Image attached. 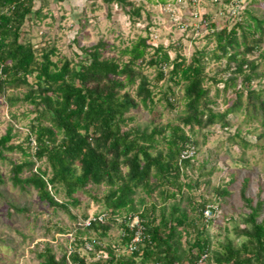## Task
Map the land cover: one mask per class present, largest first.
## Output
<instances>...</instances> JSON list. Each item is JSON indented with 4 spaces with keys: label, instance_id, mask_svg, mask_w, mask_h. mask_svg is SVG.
<instances>
[{
    "label": "trees",
    "instance_id": "trees-1",
    "mask_svg": "<svg viewBox=\"0 0 264 264\" xmlns=\"http://www.w3.org/2000/svg\"><path fill=\"white\" fill-rule=\"evenodd\" d=\"M238 1L223 0V3L233 6ZM47 2L41 0L40 8L35 9L36 0H0V98L6 97L10 107L19 101L29 103L36 113L26 136L31 151L23 144H12L15 134L13 126H9L0 137V161L9 159L6 152L19 150L24 159L12 161L10 170L14 187L33 188L48 208L64 211L73 220L78 217L71 207L80 206L76 195L82 192L101 203V211L95 216L105 215L106 218L83 227L84 232H78L73 242L76 249L69 255L65 253L57 258L51 248L45 246L38 254L40 264H90L77 250L86 243L95 251L90 253L92 257H101L92 264H202L204 255L217 264H264V200L259 198L254 202L246 195L247 179L239 192L243 208L247 210L241 217L244 227H235L237 236L244 241L235 245L226 237L219 250L211 249V240L204 228L212 220L204 213L213 205L206 201L193 202L185 187L191 191L199 184L192 186L182 182L185 170L194 161V154L187 159L183 154L194 151L198 145L195 132L214 125L227 129L230 125L227 118L241 107L244 93L249 96L248 104L254 116L259 114L264 122V100L259 97V91L249 90L253 81L264 74L258 73L255 61L247 58L259 48L260 40L248 42L241 21L231 29L226 26L219 30L212 14L207 13L203 17L209 31L207 37L215 40L219 54L214 52L210 56L206 50H199L187 58L175 48L177 54L173 58L163 45L154 47L148 36H140L124 51L129 55L126 62L104 58L105 44L99 43L82 48L85 57L76 67H71L66 60L59 68L51 58L54 48H44L39 54L30 42L21 40L27 19L31 15L42 17L45 5H49ZM104 2L130 6L131 17L141 15L142 8H132L129 0ZM246 14L256 22V30H263L264 20L252 16L249 10ZM238 29L242 31L244 52L239 51L242 44L237 37ZM151 49L154 50L152 55ZM212 58L216 61L226 58L222 73H228L229 77L209 79L217 84L223 82L225 89L240 86L235 92L234 104L223 113L213 110L210 88L206 86V69ZM144 65L156 68L157 82H164L162 102L172 110L178 100L184 102V110L176 115V123L151 129L128 128L132 121L128 114L139 103L150 110L156 103L151 82L142 71ZM239 77L240 85L237 84ZM135 85L134 97L128 88ZM23 87L27 92L22 97L7 95L9 90L18 91ZM242 142L245 147L249 146ZM163 146L165 148H161ZM38 162L44 166L37 167ZM3 184L0 173V187ZM102 185L107 190L100 201L90 194L88 187ZM215 190L219 203L221 199L232 197L229 188ZM2 193L0 188V196ZM154 193L163 202L161 206L158 202L147 203L145 196L152 197ZM58 194L63 200L56 198ZM138 194L145 196L136 201ZM7 212L9 215L25 213L27 208L8 202ZM83 216L84 220L88 218V215ZM135 217L139 219L138 227H132ZM115 225L120 231V243L103 244L102 240ZM138 230L142 240L136 250L130 252L129 245ZM91 232H96L98 240H83L82 236ZM122 250L125 253L121 254Z\"/></svg>",
    "mask_w": 264,
    "mask_h": 264
},
{
    "label": "rangeland",
    "instance_id": "rangeland-1",
    "mask_svg": "<svg viewBox=\"0 0 264 264\" xmlns=\"http://www.w3.org/2000/svg\"><path fill=\"white\" fill-rule=\"evenodd\" d=\"M129 2L132 8H142L140 16L131 17L128 13L131 7H122L118 2L107 4L104 0L64 2L48 0L49 5H45L42 17L31 15L27 19L22 28L21 40L30 42L39 54L44 48H54L55 54L51 58L58 63L59 68L66 60L71 63V67H76L85 57L82 48H89L99 43L105 44L102 52L104 58L126 62L129 55L124 54V51L140 36H148L154 47L163 45L173 58L177 54L175 48H179L180 54L187 58L199 50H206L208 55L212 56L214 52L219 54V51L216 50L215 40L208 39L209 31L203 23V17L209 13L212 14L213 22L217 23L219 30L226 26L231 29L237 21H241L248 42L260 40L259 48L248 54L247 58L255 61L258 73L264 74V23L263 30H256V22L246 14V10H249L252 16L263 21L264 0H239L233 6L223 3V0H129ZM40 6L41 0H36L35 9H39ZM237 34L242 44L239 51L244 52L242 31L238 29ZM150 52L152 55L154 50L151 49ZM226 64V58L221 61L212 58L206 69L208 73L206 86L210 88V99L214 102L211 106L215 112L221 113L234 104L235 92L240 88V86L235 88L229 86L225 89L223 82L217 84L209 79L210 77L216 80L227 79L229 74L222 73ZM142 71L151 82L156 103L152 111L139 103L138 107L128 114V117H132L128 128L151 129L154 126H165L170 122L176 123V115L184 110V102L178 100L175 109H170L164 101H161L163 95L161 92L165 89V85L164 82H157L156 68L144 65ZM30 81L33 82L34 79L30 78ZM237 84H241V77ZM250 89L259 91V97L264 100V75L255 79ZM128 90L135 97L137 85ZM26 92L27 89L23 87L18 91L9 90L7 95L17 94L22 97ZM181 96L180 91L178 97ZM248 101L249 96L244 93L241 107L227 118L230 124L227 129L214 125L195 132L194 139L197 140L198 145L194 148V161L188 170H185L186 177L182 178L183 183H190L192 186L199 184L191 191L185 187L193 202L206 201L216 210L210 223L204 226L206 236L211 240L212 250L221 249L226 237L235 245L244 241V238L238 237L235 232V227H244L241 217L247 211L239 198L244 180L247 179L248 182L246 195L254 202L259 198L264 200V122L259 114L257 117L254 116V110ZM8 104L6 97L2 96L0 137L6 133L9 126H13L15 137L12 144H23L30 152L26 136L36 117L33 106L24 101L17 102L13 107ZM13 115L16 116L15 119ZM242 141L247 142L249 146L245 147ZM6 154L9 159L0 161V173L4 180V184L0 187L3 192L0 196V264H40L41 259L38 254L45 246L51 248L57 258H61L65 253L69 255L76 249L73 242L79 236L78 232H84L83 215L100 213L101 203L79 192L76 196L81 202L80 206L71 207L72 213L78 217V220H73L64 211L48 208L46 203L40 201L33 188L21 190L13 186L10 180L12 161L22 162L24 158L19 150L9 151ZM38 166H44V163L38 162ZM218 187L229 188L232 197L221 199L219 203L216 200L215 190ZM88 190L101 201L107 187L89 186ZM142 196L145 195L138 194L135 200ZM56 198L63 200L61 194ZM146 198L147 203L158 202L160 206L163 203L159 201L157 193L152 197L145 196ZM8 202L27 208V212L9 215ZM171 202L172 200L169 201ZM135 220H132V224ZM199 225L202 227L201 223ZM82 238L94 242L98 240L96 232L83 235ZM102 242L115 245L120 243L119 228L115 225ZM77 250L90 264L101 258L99 255L91 256L90 253L93 254L95 251L88 243L80 245ZM121 252V254L125 253L124 250ZM209 256L212 258L211 255Z\"/></svg>",
    "mask_w": 264,
    "mask_h": 264
},
{
    "label": "built area",
    "instance_id": "built-area-1",
    "mask_svg": "<svg viewBox=\"0 0 264 264\" xmlns=\"http://www.w3.org/2000/svg\"><path fill=\"white\" fill-rule=\"evenodd\" d=\"M193 154H194L193 150L185 151L184 154H183V157L187 159L188 157H191ZM204 214H205V217L207 219L211 218L212 215H213V206H208ZM105 218H106L105 215H100L98 217H96L95 215H90V216H88V218L86 220L83 221L82 225H83V227H89L92 224V222H95L97 220L104 221ZM134 220L135 221L132 224V227H136V226L138 227L139 226V219L138 218H134ZM141 240H142V236L140 234V230H138L137 233H136V236L134 237V239L132 241V243L129 245V251L130 252L135 251L136 248H137V243L141 242ZM201 263L202 264H217V263H215L212 260L211 261L208 260V255H204L203 256V258L201 260Z\"/></svg>",
    "mask_w": 264,
    "mask_h": 264
}]
</instances>
